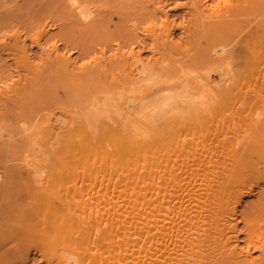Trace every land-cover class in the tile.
<instances>
[{"label":"bare ground","instance_id":"obj_1","mask_svg":"<svg viewBox=\"0 0 264 264\" xmlns=\"http://www.w3.org/2000/svg\"><path fill=\"white\" fill-rule=\"evenodd\" d=\"M169 1L126 0L95 58L0 0V264H264V0Z\"/></svg>","mask_w":264,"mask_h":264},{"label":"rangeland","instance_id":"obj_2","mask_svg":"<svg viewBox=\"0 0 264 264\" xmlns=\"http://www.w3.org/2000/svg\"><path fill=\"white\" fill-rule=\"evenodd\" d=\"M16 1L19 2L16 5H18V7H20V9L17 7L18 11L16 13V17H13L11 22L9 21L10 22L9 25L10 24L13 25L16 23L15 24L16 26L24 27L26 29L29 26V23L33 22V21L46 20V22L49 25L54 23L53 26L49 28V34L55 35L57 37L56 40L57 39H64L62 41H59V43H60L59 48L62 47L63 43L66 40H70V39L74 40V41L70 40L72 42V43L70 42V44H72L71 48H73V50H74V52H73L74 54H71L72 57L77 56V54H85V53H83L85 51H86V53L87 52L93 53L95 58H98L99 56L101 57L100 50L102 48H104L105 46H106L105 47V49H106L107 44L108 43L110 44V42H111V41H108L107 44L104 45V43H106V41H107V40H105L106 39L105 36L106 35L108 36L109 33L113 30V28H114L113 25L117 24L116 20H119L118 22H125V17H126L124 15L125 12H126V15L128 14V12L131 14L133 13V10L131 9L132 7L131 6L128 7L126 0H124V1L123 0H116V1L115 0H107V1H104L102 3L103 9L106 10L108 13H111L110 20H112V21H111V23H108L109 28H107V30H106V28L103 27V25H99L95 22L97 25L94 23L95 24V26H94V25H92L93 23L90 22L86 26H83L84 31L81 30V29H83V27L82 28L80 27L81 28L80 29L79 27H77L75 25L76 26L75 28H78L79 30H81V32L80 31L78 32L77 29H74L72 27L74 25H72V24L68 25V23H70L71 21H74V19H71V17H68L69 15L65 16V14L63 12L60 13V11H62V10H60L61 8L58 7L59 1H57V0H32V1L31 0H22V1L16 0ZM28 1H30V2H28ZM122 2H124L126 4H124ZM169 3H171L170 7L169 6L166 7L165 10L167 11V15H169L170 20H174L176 23L181 22L182 19H184L187 16V14H186L187 13V7H185L186 6L185 1L184 0H170ZM123 4L125 6H127V7H125V9H123ZM57 8H59V9H57ZM116 14H118V15H116ZM134 16L136 17L135 14H133V17ZM65 18H67V19H65ZM117 18H119V19H117ZM94 19H96V18H94ZM65 24H67V25H65ZM89 25H90V28L87 29L86 27ZM61 27H63V28L66 27V28H64L65 30L63 32H65L67 30L69 35L71 33L69 39H66V37H63V35H61V34H63V32L61 31L63 29ZM95 27L96 28L98 27V28L96 29ZM100 27H102V30L99 29ZM92 28H94V29H92ZM60 31L62 33H59ZM103 31H105V32H103ZM175 31L173 32L174 33L173 34V40L175 42H180V40H179L180 39L179 38L180 37V33H179L180 31L179 30H175ZM103 37H105V38H103ZM142 39L140 38L139 44L137 46L135 45L136 46L135 51L138 52L140 58L144 62H149L150 60L152 61V59H151L152 58L151 42L148 38H142ZM27 43H29V42H27ZM111 44L114 45L113 42ZM77 46L79 47V49L77 48ZM85 49H87V50H85ZM35 50H36L35 47L31 48L30 54L34 52L33 54H31L32 56L37 55V51H35ZM9 63L10 62H8V64ZM49 80H50V78L47 77L46 81L49 82ZM51 108H53V107H51ZM14 153L15 154L12 155V157L14 156L13 159H15V156H16V158L19 160L20 155L23 154V148L20 147V148L14 149ZM17 155H18V157H17ZM251 200H253V197H246L243 200V204H246Z\"/></svg>","mask_w":264,"mask_h":264}]
</instances>
